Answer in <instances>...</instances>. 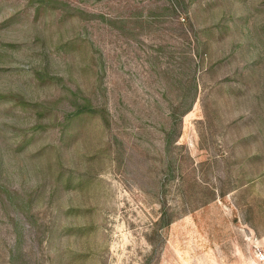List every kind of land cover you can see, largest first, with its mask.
Returning <instances> with one entry per match:
<instances>
[{
	"label": "rangeland",
	"instance_id": "obj_1",
	"mask_svg": "<svg viewBox=\"0 0 264 264\" xmlns=\"http://www.w3.org/2000/svg\"><path fill=\"white\" fill-rule=\"evenodd\" d=\"M264 0H0V264H264Z\"/></svg>",
	"mask_w": 264,
	"mask_h": 264
},
{
	"label": "built area",
	"instance_id": "obj_2",
	"mask_svg": "<svg viewBox=\"0 0 264 264\" xmlns=\"http://www.w3.org/2000/svg\"><path fill=\"white\" fill-rule=\"evenodd\" d=\"M259 255H260V258L264 260V250H260Z\"/></svg>",
	"mask_w": 264,
	"mask_h": 264
}]
</instances>
